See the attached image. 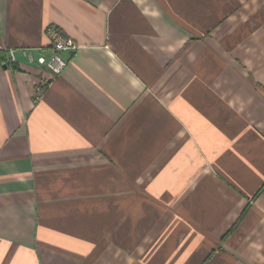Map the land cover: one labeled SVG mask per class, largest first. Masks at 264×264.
<instances>
[{
    "label": "crops",
    "instance_id": "0c3cea01",
    "mask_svg": "<svg viewBox=\"0 0 264 264\" xmlns=\"http://www.w3.org/2000/svg\"><path fill=\"white\" fill-rule=\"evenodd\" d=\"M263 184L264 0H0V264H264Z\"/></svg>",
    "mask_w": 264,
    "mask_h": 264
},
{
    "label": "built area",
    "instance_id": "2783aa9c",
    "mask_svg": "<svg viewBox=\"0 0 264 264\" xmlns=\"http://www.w3.org/2000/svg\"><path fill=\"white\" fill-rule=\"evenodd\" d=\"M48 35L51 40L52 55L50 58L45 55H41L38 57L37 61L50 68L53 72L60 73L65 68L67 63V60H64L63 51L76 49L77 45L73 39L63 33V31L58 27H50L48 29ZM14 52V49L9 50V64H12L16 60V54ZM23 52V54L29 56L31 60H34L33 55L31 53H27L26 49H24ZM38 95L41 96V92H39ZM260 192L264 193V184L261 187Z\"/></svg>",
    "mask_w": 264,
    "mask_h": 264
},
{
    "label": "trees",
    "instance_id": "16d2710c",
    "mask_svg": "<svg viewBox=\"0 0 264 264\" xmlns=\"http://www.w3.org/2000/svg\"><path fill=\"white\" fill-rule=\"evenodd\" d=\"M1 59H3V57H1Z\"/></svg>",
    "mask_w": 264,
    "mask_h": 264
}]
</instances>
